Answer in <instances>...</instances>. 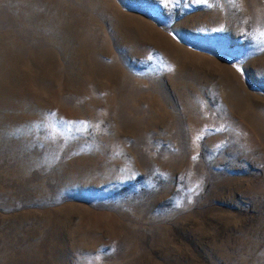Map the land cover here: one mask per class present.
Instances as JSON below:
<instances>
[{
  "label": "rangeland",
  "instance_id": "374dc122",
  "mask_svg": "<svg viewBox=\"0 0 264 264\" xmlns=\"http://www.w3.org/2000/svg\"><path fill=\"white\" fill-rule=\"evenodd\" d=\"M0 264H264V0H0Z\"/></svg>",
  "mask_w": 264,
  "mask_h": 264
},
{
  "label": "trees",
  "instance_id": "16d2710c",
  "mask_svg": "<svg viewBox=\"0 0 264 264\" xmlns=\"http://www.w3.org/2000/svg\"><path fill=\"white\" fill-rule=\"evenodd\" d=\"M223 57V56H222ZM223 58H225V57H223ZM226 59V58H225Z\"/></svg>",
  "mask_w": 264,
  "mask_h": 264
}]
</instances>
